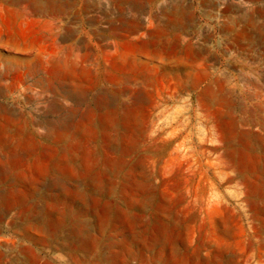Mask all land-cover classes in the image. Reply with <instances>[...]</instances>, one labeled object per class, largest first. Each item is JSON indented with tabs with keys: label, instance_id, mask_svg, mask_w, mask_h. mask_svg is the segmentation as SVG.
Masks as SVG:
<instances>
[{
	"label": "rangeland",
	"instance_id": "1",
	"mask_svg": "<svg viewBox=\"0 0 264 264\" xmlns=\"http://www.w3.org/2000/svg\"><path fill=\"white\" fill-rule=\"evenodd\" d=\"M20 2L0 0L23 16L7 26L27 49L0 53L28 61L0 94V193L47 221L28 229L1 201L2 264H264V59L248 44L264 41V0H172L181 28L155 5L127 11L129 31L115 0H75L55 19L25 7L52 0ZM65 117L80 140H60ZM76 192L90 207L74 219Z\"/></svg>",
	"mask_w": 264,
	"mask_h": 264
},
{
	"label": "crops",
	"instance_id": "2",
	"mask_svg": "<svg viewBox=\"0 0 264 264\" xmlns=\"http://www.w3.org/2000/svg\"><path fill=\"white\" fill-rule=\"evenodd\" d=\"M53 2L51 4H27L25 7H28V5L34 6L35 9L41 11L42 13H47L46 16H49V18H58L63 16L64 14H67L69 11H71L73 8L77 6V2L75 0H52ZM55 1V2H54ZM74 1V2H72ZM13 3L15 4H21L20 0H13ZM157 3V4H156ZM155 5H159V10L162 11L163 16L162 19H160L163 23V26H172V22H175L174 29L181 28L180 24V18L178 17V12L181 9V5L178 3H173L172 0H115V7L114 9L111 8L110 10H114L117 12V20H120V26L122 29L126 28L128 31L131 30V20L126 17V12L129 10H136L137 12H145V11H153L155 8ZM25 14L24 17L27 18L26 15V9L24 10ZM234 13V11H233ZM23 17L22 15L15 14H7L6 10L4 9L3 5H0V49H12L15 50V52L19 54H23L26 52V48L22 46V36L25 34L21 31V27L18 26L16 28H13L11 26H7V21L11 20L12 18H15L16 20ZM235 21H233L232 26L235 27L234 24ZM230 24H224L223 26H229ZM120 26H116V29ZM160 26L162 30H165L166 27ZM258 24L255 21H252L251 25V33L253 35L257 34L258 31ZM133 29V28H132ZM158 30V29H157ZM156 30V31H157ZM155 31V33H157ZM159 31V30H158ZM68 33H73V31H68ZM63 38L67 37V32L63 33ZM69 38V37H68ZM58 39H60V33L58 34ZM249 44V59L251 60H260L264 59V41H251ZM247 45L243 46V49H248ZM236 49L235 51H239L241 45L240 43H236ZM41 54V53H40ZM24 55V54H23ZM26 55V54H25ZM244 58H248V56H245ZM28 61L26 57L22 56H16V55H2L0 53V94L1 93H12L19 89V86L21 85L22 79L26 76L25 69L27 68ZM38 82V81H37ZM39 82H43V79H40ZM61 88H65L64 83H60ZM68 96L71 97L75 103H83V97L81 94L77 92H73L70 90ZM14 103V102H13ZM65 109V108H64ZM71 112H75L77 114L78 109L72 108L69 109ZM65 119H68L65 117L61 121L57 122L56 129L57 134L60 136V140H76L81 139L78 129L79 126L76 123L75 124V130L68 131V121ZM72 168H73V159H72ZM14 184V183H12ZM0 264H2V261H0Z\"/></svg>",
	"mask_w": 264,
	"mask_h": 264
},
{
	"label": "bare ground",
	"instance_id": "3",
	"mask_svg": "<svg viewBox=\"0 0 264 264\" xmlns=\"http://www.w3.org/2000/svg\"><path fill=\"white\" fill-rule=\"evenodd\" d=\"M157 33H159V31L157 30L156 31ZM155 33V34H157ZM79 169H76L75 170V173L76 174H79ZM114 174V178H110L112 179L111 180V183H112V187L114 188H117L118 187V184H117V178L119 177V170L118 172H113L111 173V176ZM115 192L114 189H112L111 193ZM76 193H79L83 196V200H82V203H81V206H82V209L79 210V211H72L70 210V213L74 216V219H76L79 215H81L83 213V209L84 207L85 208H88L90 207V204L89 202L87 201V195H85V193H80V192H76ZM28 195V194H27ZM18 193L16 192L15 189H12V190H9V191H6V192H2L0 193V202L2 201V203L5 205L6 207V210L8 209H12V208H17L19 210V218L21 219L22 222H26L28 221L27 223V228L28 227H31V223L32 221H37L39 219V216L42 217V220L39 221L41 223H45L47 221V219H43L44 215H41L43 213H41L37 206L34 204V203H30L29 201H27L28 199H24V196L23 197H18ZM69 207V206H68ZM93 207H95L96 209V206L94 205ZM120 210H122L123 214L126 215L127 217H131V208L127 207V208H124V207H118ZM97 210V209H96ZM145 214V213H144ZM2 218V212L0 211V219ZM41 219V218H40ZM38 222V223H39ZM78 223H75V225H77ZM43 226V225H42ZM44 227V226H43ZM29 229V228H28ZM30 251V250H29ZM97 258V257H96ZM28 259V258H27ZM97 261V264H103V263H106V261H108L107 257H101L99 255V257L96 259ZM39 260L36 258L34 259L32 262H28L26 261L25 264H36L38 263Z\"/></svg>",
	"mask_w": 264,
	"mask_h": 264
}]
</instances>
